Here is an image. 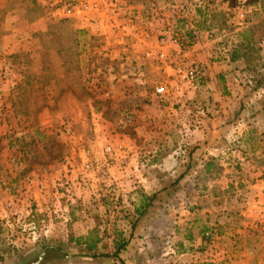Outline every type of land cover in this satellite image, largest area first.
<instances>
[{
    "label": "rangeland",
    "instance_id": "rangeland-1",
    "mask_svg": "<svg viewBox=\"0 0 264 264\" xmlns=\"http://www.w3.org/2000/svg\"><path fill=\"white\" fill-rule=\"evenodd\" d=\"M132 1L144 5L149 18L163 11L160 0ZM68 2L0 5V264L22 261L45 245L57 249L45 264H118L113 245L119 233L127 241L125 264H264V0H208L198 8L201 19L209 17L196 25L217 39L212 59L229 62L220 83L229 96L241 95L237 115L225 123L243 118L258 132L244 139L256 147L251 165L236 167L226 152L212 156V172L221 171L224 157L244 180L219 189L210 217L190 204L182 175H170V168H158L159 188L140 211L133 205L137 188L119 185L107 171L120 158L187 157V131L173 111L186 110L184 86L195 88L204 75L200 63H187L180 53L197 41L196 29L185 19L152 22L161 31L153 38L125 0H96L94 10L71 15L62 10ZM126 18L133 29H126ZM7 33L14 36L4 40ZM173 34L180 43L167 42L163 50L176 46L179 58L167 54L165 63L145 55ZM191 64L203 68L201 79L173 92L175 66ZM230 131L220 145L231 152L242 140ZM63 180L67 187L59 185ZM93 237L99 242L90 252L84 241Z\"/></svg>",
    "mask_w": 264,
    "mask_h": 264
},
{
    "label": "crops",
    "instance_id": "crops-1",
    "mask_svg": "<svg viewBox=\"0 0 264 264\" xmlns=\"http://www.w3.org/2000/svg\"><path fill=\"white\" fill-rule=\"evenodd\" d=\"M160 1L162 4L160 8H162L163 11L160 12V14L155 12V15L153 14V16L149 18L148 12L143 9L144 5L135 3L132 0H125L130 11L133 10V15L139 19L141 18V20L143 19L139 28H149V33L152 34L153 38L160 35L161 31L155 29L153 24H151L152 22L158 23L159 26H165L170 25V23L176 19H178L180 23L183 22V20L180 21V19H185L188 24L196 29L197 41L189 50L180 52L177 50L176 46L172 45L169 46L167 50L168 56L179 58L178 53L180 52L182 56L188 55L187 63L196 62L204 67L203 78L195 88H188L187 85L184 86V91L180 97V103L182 106L187 105V111L185 109L181 110L179 113L173 111V114H177V118H180L178 121L183 123L184 130L187 131L186 142L188 146H191L189 150L190 153H188L187 157L182 158L181 162L178 157L172 156H164V158L158 161L152 158L145 162L136 161L134 158H131L129 161L120 158L122 163L108 168L107 171L110 170L109 172L113 173L117 180H120L118 183L119 185H122L124 181H128L134 185L132 188H137L133 194L137 198V201L136 203L134 202L133 205L137 211H140V208L144 207L149 202L148 197L159 188V186H157L158 168H162V170L170 168V175L172 174L174 177L182 175L181 179L183 183L181 192L188 195L187 199L192 198L190 204H198L199 213L201 209L204 216L210 217L211 214L213 215V212L216 211L215 206H217L219 200L218 195L220 190H228L227 188L231 189L233 185L237 184L242 185L241 182L244 180L240 175H237L238 172L232 163L223 160L224 157H221L222 163H220V165L222 164L223 166L221 171L218 174L212 172L209 168L211 163L215 161L212 156L217 155L220 151L226 152V155L232 156L234 160L231 159V161L236 163V167L239 165H251L250 157L252 154L254 155L253 152L256 147H254L253 144H245V140L249 139L250 134H257L258 132H253L252 129H249V126L247 127L246 124L247 122L243 118H238L229 125L225 123V118L237 115L241 95H237V93L231 91L232 93L229 96L228 91L230 89L228 90L225 88L224 84L220 83V78L224 76L220 74H222V71H226L229 62L222 63L221 61L212 59V55H216L217 53V44L215 43L217 39L210 34L208 29L196 25L198 22H202L201 20H205L206 16L209 17V15H204L201 19L200 9H198L200 7L204 8L208 0ZM0 5L5 6L7 9V0H0ZM134 19L136 20V18ZM190 21H192L194 25H192ZM124 23L126 29L134 28V25L128 18L124 20ZM84 26L86 25L83 24L82 27ZM34 29L38 30L39 27L35 26ZM167 29H170V27ZM128 32L131 33L132 31ZM140 33L141 30L134 34L135 38H137L136 46H138V48H140L139 42H141L142 39L139 36ZM11 34L14 36L13 33ZM11 34L7 33L3 35L2 38L5 40L6 37H8V35L11 36ZM6 47L5 45L4 48ZM170 47L177 50L175 55H173L172 49H169ZM230 129V132L236 130V133L242 140V145L231 152L229 150L231 146L227 145L226 147H221L220 145L224 142L221 137H226ZM216 138L219 140L216 141ZM227 160H229V157H227ZM181 164H187V166L191 165L192 168L187 171H185V169L181 170ZM135 180H138L137 185L134 184ZM200 181H203L205 184L202 185ZM216 190L217 194H214ZM119 191L122 192L121 189H119ZM123 192L121 196L127 197ZM133 195L131 197H133ZM198 216L200 217V215ZM198 221H200V219Z\"/></svg>",
    "mask_w": 264,
    "mask_h": 264
},
{
    "label": "built area",
    "instance_id": "built-area-1",
    "mask_svg": "<svg viewBox=\"0 0 264 264\" xmlns=\"http://www.w3.org/2000/svg\"><path fill=\"white\" fill-rule=\"evenodd\" d=\"M69 3V2H68ZM97 2L96 0H71L69 5L65 8L62 9L66 14L71 15L75 14L73 12L77 11V13L85 11L87 12L89 10H94V7H97ZM74 8V9H72ZM72 10H75L72 12ZM167 42L171 44H179L180 43V35L179 34H173L170 36L168 39L166 38H161L158 40V42L155 45H152L150 47L146 48L145 55L148 58L151 59H156L162 62L167 61V53L163 50L166 47ZM184 48V46L182 47ZM174 75L177 78V82L175 85H172V91H178L180 89V83H187L190 84L191 86H195L199 79H201L203 75V68L199 64H191L189 66H181L177 65L174 68ZM122 147H118V149H121ZM114 151V148L111 147L110 145L105 147V152L108 154H111ZM86 168L90 169L91 164L87 163ZM60 186H65L67 187L69 185L68 180H63L60 184ZM205 235L208 236L210 235L209 232H205Z\"/></svg>",
    "mask_w": 264,
    "mask_h": 264
},
{
    "label": "trees",
    "instance_id": "trees-1",
    "mask_svg": "<svg viewBox=\"0 0 264 264\" xmlns=\"http://www.w3.org/2000/svg\"><path fill=\"white\" fill-rule=\"evenodd\" d=\"M261 80L264 82V77ZM191 168H192L191 165L187 166L188 170ZM119 238H120L119 240L114 239L113 256L116 260H118V264H125V262L121 259V252L125 250L127 241L123 239L122 233H119ZM98 242H99L98 239L93 237L92 239L90 238L86 239L84 241V244L86 249L91 252L97 248Z\"/></svg>",
    "mask_w": 264,
    "mask_h": 264
},
{
    "label": "water",
    "instance_id": "water-1",
    "mask_svg": "<svg viewBox=\"0 0 264 264\" xmlns=\"http://www.w3.org/2000/svg\"><path fill=\"white\" fill-rule=\"evenodd\" d=\"M56 248H53L52 246H48L47 248H44L31 256L27 257L26 259L22 261H17L13 264H45L46 260H49L52 257V252L56 251ZM59 254H63V250L59 251Z\"/></svg>",
    "mask_w": 264,
    "mask_h": 264
},
{
    "label": "flooded vegetation",
    "instance_id": "flooded-vegetation-1",
    "mask_svg": "<svg viewBox=\"0 0 264 264\" xmlns=\"http://www.w3.org/2000/svg\"><path fill=\"white\" fill-rule=\"evenodd\" d=\"M48 245L43 246V248L47 247Z\"/></svg>",
    "mask_w": 264,
    "mask_h": 264
}]
</instances>
